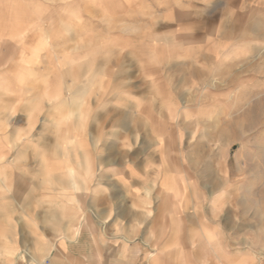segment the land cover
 <instances>
[{
	"label": "rangeland",
	"instance_id": "obj_1",
	"mask_svg": "<svg viewBox=\"0 0 264 264\" xmlns=\"http://www.w3.org/2000/svg\"><path fill=\"white\" fill-rule=\"evenodd\" d=\"M129 1L71 0L70 41L63 42L62 34H56L48 62L57 69L109 60L112 51L117 52L111 47V33L127 30V19L134 21L129 26L136 37L142 36L144 23L151 30L178 26L175 37L182 38L177 39L182 44L179 64L165 63L167 50L160 49L161 36L151 38L150 64L159 71L145 79L165 87L146 92L150 114L133 121L131 132L137 135H88L90 114L85 116L84 104L81 131L86 125L87 135H80L79 106L69 97L77 94L74 89H33L38 99L31 113V90L16 88L14 75L0 73V264H11L5 253L11 259L16 251L4 250L6 243L21 247L36 236L55 238L53 230L40 228L44 224L40 218L57 210V203L63 205L64 187L80 199L83 211L92 210L96 193L103 191H96L94 168L87 174L77 163L86 159L93 165L94 150L100 147L104 156L113 154L116 160L147 162L150 176L156 178L146 185L151 190L143 192L151 211L158 200L169 202L168 193L180 192L177 201L183 207L184 225L238 228L241 223L246 231L231 234L236 246L253 245L254 228H262L264 237V0ZM62 28L56 24V33H62ZM64 55L69 63L62 65ZM135 55L142 56V50ZM78 142L76 160L72 154L61 155L59 150H69ZM111 146L122 152L105 151ZM46 161L60 162L59 167L46 169ZM64 165L72 167L78 179L87 178L85 188L73 190L58 183L64 180ZM157 168L160 173L155 175ZM166 171L180 180L177 186L166 185L167 193L158 185ZM44 178L51 183H40ZM6 220L14 228L6 226Z\"/></svg>",
	"mask_w": 264,
	"mask_h": 264
},
{
	"label": "crops",
	"instance_id": "obj_2",
	"mask_svg": "<svg viewBox=\"0 0 264 264\" xmlns=\"http://www.w3.org/2000/svg\"><path fill=\"white\" fill-rule=\"evenodd\" d=\"M80 3L85 6V2ZM71 4V0L60 3L55 0H0V73L14 75L16 88L31 90L28 104L31 113L38 99V93L33 89H54L56 86L74 89L77 94L73 93V99L72 94L69 97L72 103L75 100L79 106L77 126L80 127V135H87L86 125L81 131L83 104L85 116L90 114L88 135H137L131 132L133 121L143 120L145 115L148 117L150 114L145 105L150 104L151 99L146 92L165 87L161 82L145 79L159 71L150 64L151 38L153 35L161 36L160 49L163 46L167 50L163 53L165 63L179 64L178 58L182 56L179 40L182 38H176L175 33L180 28L162 25L159 30H151L150 25L144 23L142 36L136 37L135 30L129 26L135 25L134 21L127 19V30L111 33L114 43L111 47H116L117 52L112 51L109 60L95 59L94 63L89 60L71 67L64 55L62 65H68L56 69L53 63L50 65L48 57L52 56L56 34H62L63 42L70 41ZM191 23L197 24L193 20ZM56 24L63 25L62 33H56ZM189 39L193 42V33ZM136 50H142L143 55L134 56ZM138 74H141V80ZM40 79L42 84H39ZM87 94L90 99L88 105ZM103 126L107 131L104 134ZM2 142L0 136V154L3 152ZM78 144L72 148L68 146L69 150L65 147L59 151L62 156L72 154L73 160H76L74 154L79 150ZM113 149L112 146L106 147L105 151L122 152L120 148ZM102 152L103 147L94 150L96 161L93 165L86 159L77 163L87 174L94 168L96 191H103L101 195L96 193L92 210L83 211L80 199L73 198L64 187L60 193L63 205L57 203V210L40 218L44 223L40 228L53 230L57 234L55 238L49 240L36 236L28 246L21 247L13 242L6 243L4 250L16 248L11 259L5 253L11 264H264L262 228H254L257 236L253 245L236 246L231 234L246 231V226L241 223L238 228L184 225L183 207L178 206L177 201L181 199L177 196L180 192L168 193L171 197L169 202L158 200L156 208L151 211L143 192L151 190L146 185L156 178L150 176L147 162L116 160L115 155L104 156ZM59 163L44 162L46 169L57 168ZM61 167L65 176L58 183L73 190L86 187L87 178L78 179L72 167ZM159 173V169H155L154 174ZM40 183L49 184L51 180L44 178ZM168 184L177 186L180 180L169 177L166 171L159 177L158 185L166 192ZM106 190L110 192H104ZM72 203L75 205L70 210ZM5 223L14 228L10 220ZM6 239L12 241L11 236H6Z\"/></svg>",
	"mask_w": 264,
	"mask_h": 264
}]
</instances>
